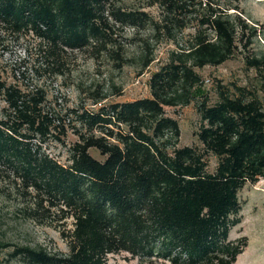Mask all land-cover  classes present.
Segmentation results:
<instances>
[{"label":"trees","instance_id":"16d2710c","mask_svg":"<svg viewBox=\"0 0 264 264\" xmlns=\"http://www.w3.org/2000/svg\"><path fill=\"white\" fill-rule=\"evenodd\" d=\"M145 6L156 7L158 18L126 8L122 0H0V26L37 39L44 70L53 75L63 74L64 58L74 51L109 54L120 68L125 27L136 33L149 28L147 40L176 44L179 34L192 30L150 75L149 97L101 103L105 94L94 90L95 110H69L77 139L68 146L65 167L39 157L30 143L55 130L64 143V117L45 105L41 88L23 92L0 81V163L18 178L23 196L32 198L28 218L55 226L66 243L63 253L15 246L12 254L21 264H111L109 256L121 253L149 262L232 264L241 252L242 240L228 241L239 222L237 194L264 179V49L254 50L258 31L242 17L240 0H148ZM147 40L140 70L154 60ZM236 56L259 76L261 96L245 87H219L209 103L198 94L203 84L197 69ZM191 103L200 120L199 146H180L178 123L166 108Z\"/></svg>","mask_w":264,"mask_h":264},{"label":"rangeland","instance_id":"374dc122","mask_svg":"<svg viewBox=\"0 0 264 264\" xmlns=\"http://www.w3.org/2000/svg\"><path fill=\"white\" fill-rule=\"evenodd\" d=\"M148 0H122L126 8H140L153 18H158L156 7H146ZM242 17L255 26L258 31L254 50L264 49V0H240ZM150 29L135 32L129 27L122 29L123 39L119 40L125 63L116 67V59L109 54L92 57L90 52H69L64 58L63 74H51L45 71V61L38 56L39 42L30 34L21 32L14 36L0 26V81L18 87L23 92H32L41 88L45 94V105L65 119L67 132L62 136L64 143L55 139L61 136L55 130L51 137L42 141L33 138L30 143L38 156L44 155L61 166H68V146L77 139L69 124H76L70 109L95 110L99 104H93L91 93L98 90L106 98L101 103L126 102L149 97L148 80L156 68L165 61L168 52L177 50L191 34L186 29L176 38V44L164 39L155 42L147 40ZM152 46L154 60L145 69L140 70V56L144 41ZM111 51L116 50L110 47ZM202 78L199 95H206L209 103L217 99L219 87L234 92L236 87L257 92L259 96L260 78L252 69H247L240 56H236L218 66H205L197 69ZM5 104L0 95V120L4 115ZM166 113L174 118L180 129L179 145H196L199 143L195 132L199 127V115L194 103L187 106L166 108ZM93 156L100 157L91 152ZM214 159L210 158L209 170L214 167ZM18 165V164H17ZM19 166V165H18ZM18 178L11 170L0 163V264H21L18 257L12 254L15 246H42L50 252H65L66 243L61 239L58 229L49 224H39L28 218L26 202H33L25 197L17 184ZM241 209L239 222L228 232V241L242 240L244 245L232 264H264V179L254 184H245L238 191ZM66 228H71V220L67 219ZM111 264H171L162 258L152 261L140 260L127 253L110 255Z\"/></svg>","mask_w":264,"mask_h":264},{"label":"bare ground","instance_id":"6f19581e","mask_svg":"<svg viewBox=\"0 0 264 264\" xmlns=\"http://www.w3.org/2000/svg\"><path fill=\"white\" fill-rule=\"evenodd\" d=\"M247 264V263H246Z\"/></svg>","mask_w":264,"mask_h":264}]
</instances>
